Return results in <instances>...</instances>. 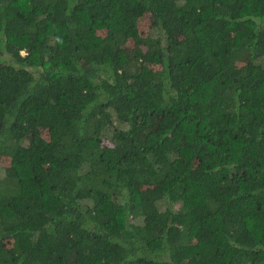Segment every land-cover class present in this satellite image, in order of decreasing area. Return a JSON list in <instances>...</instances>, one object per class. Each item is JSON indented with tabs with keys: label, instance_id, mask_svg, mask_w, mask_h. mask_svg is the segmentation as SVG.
Here are the masks:
<instances>
[{
	"label": "trees",
	"instance_id": "1",
	"mask_svg": "<svg viewBox=\"0 0 264 264\" xmlns=\"http://www.w3.org/2000/svg\"><path fill=\"white\" fill-rule=\"evenodd\" d=\"M0 264H264V0H0Z\"/></svg>",
	"mask_w": 264,
	"mask_h": 264
},
{
	"label": "rangeland",
	"instance_id": "2",
	"mask_svg": "<svg viewBox=\"0 0 264 264\" xmlns=\"http://www.w3.org/2000/svg\"><path fill=\"white\" fill-rule=\"evenodd\" d=\"M0 163L4 165L7 163V160H2Z\"/></svg>",
	"mask_w": 264,
	"mask_h": 264
}]
</instances>
